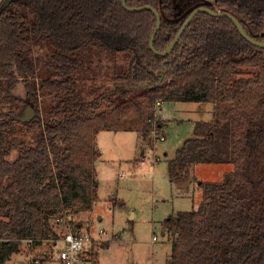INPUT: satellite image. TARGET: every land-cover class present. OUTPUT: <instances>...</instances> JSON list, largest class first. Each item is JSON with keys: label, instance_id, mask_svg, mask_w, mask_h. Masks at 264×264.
Here are the masks:
<instances>
[{"label": "trees", "instance_id": "16d2710c", "mask_svg": "<svg viewBox=\"0 0 264 264\" xmlns=\"http://www.w3.org/2000/svg\"><path fill=\"white\" fill-rule=\"evenodd\" d=\"M253 1L218 0L216 6L235 13L251 36L264 41V32L251 21L255 15L246 12ZM127 4L160 13L154 46L164 51L197 2ZM155 27L151 11L128 12L122 0H17L0 11V264L24 242L38 245L57 237L53 223L63 226L59 218L71 221L93 209L99 201V133L135 131L147 141L156 126L164 127L156 118L158 101L213 104L212 120L197 122L194 138L170 161L174 181L187 180L193 165L234 166L223 182L200 183L197 210L164 221L172 240L167 264H264V170L255 186L259 194L248 170L252 153L264 149V55L229 19L199 14L158 84L154 73L169 58L150 49ZM43 42L53 54L40 78L29 49ZM93 47L115 62L129 56L127 74L117 79L134 86L116 87L92 104L80 101L75 74L82 51ZM21 83L25 98L15 94ZM41 94L60 99L56 114L62 120H42ZM27 106L36 110L29 123L17 119Z\"/></svg>", "mask_w": 264, "mask_h": 264}, {"label": "rangeland", "instance_id": "374dc122", "mask_svg": "<svg viewBox=\"0 0 264 264\" xmlns=\"http://www.w3.org/2000/svg\"><path fill=\"white\" fill-rule=\"evenodd\" d=\"M174 4L177 6L176 1ZM52 54L53 49L46 42L29 49L30 57L40 70V78L46 76ZM81 55L82 65L75 74L81 102L101 103V97L110 90L134 86L117 79L127 74L129 56H121L123 58L115 62L99 47L85 49ZM143 89H132L133 94L138 95ZM15 94L25 98L23 83ZM40 103L43 121L62 120L63 116L56 114L60 99L41 94ZM156 112L164 123L160 135L165 140L152 136L144 141L135 131H101L97 137L101 152L95 164L99 201L91 211L73 216L69 222L73 228L81 225L80 231L95 240L87 264H167L172 240L164 229V221L178 212L197 210L203 200L200 183H221L234 171L232 164L201 163L189 168L187 180L174 181L169 171L170 161L185 141L194 138L197 122L212 120L213 104L165 102ZM256 150L260 151L252 153L248 170L254 193L259 194L255 186L264 170V149ZM53 225L63 239L68 225ZM101 231L105 234L100 235ZM37 249H24L14 259H19L21 264L45 260L48 254ZM62 249L63 244L59 243L52 258L59 259Z\"/></svg>", "mask_w": 264, "mask_h": 264}, {"label": "water", "instance_id": "95a60500", "mask_svg": "<svg viewBox=\"0 0 264 264\" xmlns=\"http://www.w3.org/2000/svg\"><path fill=\"white\" fill-rule=\"evenodd\" d=\"M17 0H4L1 4V8L0 11L3 12L6 9H8L12 3H14ZM214 0H208L206 5L207 6H203L200 8L195 9L186 19V21L184 22L183 26L181 27V29L179 30V32L176 34V36L174 37V39L172 40V42L169 44V46L167 47L166 50L164 51H159L155 48L154 46V41L156 39V36L159 32V30L161 29L162 26V17L160 15V13L154 9L153 7L150 6H139V7H130L127 4V0H122V6L123 8L128 11V12H141V11H151L155 18H156V27L155 30L151 36L150 42H149V46L151 51L160 57H168L169 60H164L162 62V69L159 70L158 72L154 73L155 78L158 79V84H161L162 81L165 78V75L167 73V67L166 65L172 61V53L175 49V47L177 46V44L180 42L183 34L185 33V31L187 30V28L190 26V24L192 23V21L194 20V18L200 14V13H204V14H208L212 17H224V18H228L232 23H234V25L237 27L238 31L240 32L241 36L247 40L249 43L253 44L254 46H257L261 49H263V54H264V42H260L257 40H254L253 38H251L245 31L244 27L242 26V24L239 22V20L231 15L230 13L227 12H221V11H215L209 8V6H212V2ZM36 118V110L34 108H32L31 106H27L24 113L22 114V116H18L17 119H19L22 122H31Z\"/></svg>", "mask_w": 264, "mask_h": 264}, {"label": "built area", "instance_id": "2783aa9c", "mask_svg": "<svg viewBox=\"0 0 264 264\" xmlns=\"http://www.w3.org/2000/svg\"><path fill=\"white\" fill-rule=\"evenodd\" d=\"M162 103L160 101L156 104V110L162 107ZM157 120L163 121L162 118L156 114ZM162 123V122H161ZM163 128L159 125L156 126L152 131L151 137L157 138L161 136V140H165V138L160 135V132ZM70 220L66 217H61L58 220V223L67 226L68 233L62 239L63 249L58 253V258L62 264H87L88 257L91 255V250L94 246V239L90 234H84L80 231V226L77 228H73L69 224ZM105 234L104 231L100 232V235ZM29 243H33L32 241H28ZM33 264H42L41 260H34Z\"/></svg>", "mask_w": 264, "mask_h": 264}, {"label": "flooded vegetation", "instance_id": "af4514ba", "mask_svg": "<svg viewBox=\"0 0 264 264\" xmlns=\"http://www.w3.org/2000/svg\"><path fill=\"white\" fill-rule=\"evenodd\" d=\"M188 1H196L197 2V4H196V8L195 9H197V8H200V7H203V6H207L206 5V3H207V1L208 0H188ZM217 2H218V0H214L213 2H212V6H209V8L210 9H212V10H215V11H221V12H227V13H230L231 15H233V16H235L238 20H239V22L242 24V26L244 27V25H243V23L241 22V19L235 14V13H233V12H231V11H229L228 9H215L214 7L217 5ZM252 4H251V6L250 7H247L246 8V12H248V14H252V15H255L254 17H252L253 19L251 20L252 21V23H253V25L256 27V26H258L259 27V29L261 30V33H263L264 32V0H254L253 2H251ZM194 9V10H195ZM194 10H192L191 12H190V14L194 11ZM189 14V15H190ZM200 14H204V13H200ZM188 15V16H189ZM199 15V14H198ZM197 15V16H198ZM208 15V14H207ZM196 16V17H197ZM195 17V18H196ZM188 18V17H187ZM194 18V19H195ZM218 18V17H217ZM221 18H224V17H221ZM228 19V18H227ZM193 22V21H192ZM234 24V23H233ZM191 25V24H190ZM235 26V25H234ZM236 27V26H235ZM257 27V28H258ZM189 28V27H188ZM187 28V29H188ZM236 29H237V27H236ZM244 29H245V27H244ZM238 30V29H237ZM245 31H246V29H245ZM239 32V31H238ZM240 33V32H239ZM246 33L251 37V38H253L254 40H257V41H260V42H264V41H261L260 39H256V38H254L253 36H251L247 31H246ZM260 33V34H261ZM241 35V34H240ZM247 41V40H246ZM248 42V41H247ZM251 44V43H250ZM253 45V44H252ZM254 46V45H253ZM254 47H257V46H254ZM257 48H259V47H257ZM259 50L262 52V54H263V49H261V48H259ZM264 55V54H263Z\"/></svg>", "mask_w": 264, "mask_h": 264}, {"label": "crops", "instance_id": "0c3cea01", "mask_svg": "<svg viewBox=\"0 0 264 264\" xmlns=\"http://www.w3.org/2000/svg\"><path fill=\"white\" fill-rule=\"evenodd\" d=\"M79 226H81V225H79ZM54 228L55 227L53 226V230L55 231L57 237H53L51 239L45 240V241L39 243L38 245H34L32 243H29V242H24L21 251L24 250V249L25 250H29V249L30 250L31 249L34 250L35 248H38L37 250L40 253H47L48 254V256L46 257L45 260L44 259H41L42 264H44V263L49 264V263H51L53 261H57L59 264H62L59 259L52 258L53 255L55 254V248L58 246V244L59 243L63 244L62 243V239L60 238V235L56 232V230ZM45 245H47L46 249L44 248ZM93 250H94V246H93V248L91 250L92 251L91 252V255L93 253ZM21 251L18 254H21ZM45 251H47V252H45ZM18 254H16V255H18ZM14 256L11 258V260L7 264H16V263L21 264V261L19 259H14ZM49 256H51V259L50 260L48 259ZM32 264H33V262H32Z\"/></svg>", "mask_w": 264, "mask_h": 264}]
</instances>
